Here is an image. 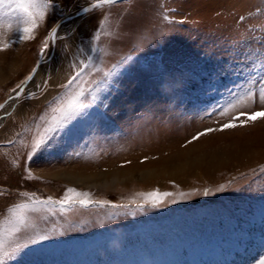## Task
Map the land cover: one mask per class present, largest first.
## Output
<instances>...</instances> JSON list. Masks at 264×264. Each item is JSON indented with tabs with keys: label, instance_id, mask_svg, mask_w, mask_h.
<instances>
[{
	"label": "rangeland",
	"instance_id": "rangeland-1",
	"mask_svg": "<svg viewBox=\"0 0 264 264\" xmlns=\"http://www.w3.org/2000/svg\"><path fill=\"white\" fill-rule=\"evenodd\" d=\"M99 1L52 0L31 40L0 4V105L49 58L0 110V136L38 116L10 146L0 138L6 264H260L264 118L240 113L264 111V0ZM81 88L84 107L34 151ZM229 122L238 126L221 130ZM68 189L99 203L9 211L75 196Z\"/></svg>",
	"mask_w": 264,
	"mask_h": 264
},
{
	"label": "snow or ice",
	"instance_id": "snow-or-ice-1",
	"mask_svg": "<svg viewBox=\"0 0 264 264\" xmlns=\"http://www.w3.org/2000/svg\"><path fill=\"white\" fill-rule=\"evenodd\" d=\"M102 3L104 4H111L114 2V0H101ZM4 0H0V4H3ZM14 5V7H13ZM53 6L52 0H9V7L12 13L16 14L17 16H22V24L23 27L19 28L17 30L21 31L23 35L20 37L22 40H31L34 37L32 36V32L36 27H38L36 23L37 19V14L40 16L41 19L44 18L46 15V12L49 8ZM88 11V10H85ZM7 15V13H2L0 12V17ZM56 33L57 29L53 28L51 35L52 38H56ZM48 47V44L45 43L44 48L46 49ZM43 55V50L41 52ZM89 65H84L80 71H78L75 76L72 77L71 80H69L68 85L70 86L77 78L82 76L84 74V71L86 68H88ZM31 78V77H29ZM85 93L83 91V88L80 89L77 93H75L67 102L65 106L59 109L60 115L58 117H54V123L52 127H49L47 129L48 135L44 138V140L38 142L34 146V151L36 150H42L44 146L47 145L48 140L52 138V134L55 133L56 131H59L60 129L64 128L77 114L78 110L84 107V104L82 102V98L84 97ZM255 95L253 90L249 88L247 92L239 97V100H244L247 98H251ZM259 98L261 101H264V85H261L259 87ZM236 104H232L231 107H235ZM240 116H246L247 120L250 121H255L259 118H264V111H259V112H254V113H245L241 112ZM236 120L239 119V116L235 118ZM237 123L235 122H229L227 124H224L222 126L221 130L228 129V128H235L237 127ZM215 129H207V132L214 131ZM205 133H201L200 135H204ZM199 137H194V139H198ZM31 158V157H30ZM69 193H75V196L69 195L66 196L63 200L61 201H53L51 198H49L47 201H36L35 205H33L31 208H29L28 205L22 204V205H17L15 208L9 209V211L12 214H16L20 210H27L29 212H36L39 211V205H45V204H56L59 206V208L62 211H66L70 207H74L75 205H79L80 207H90L94 203H99V202H94L88 199V194L87 193H79L75 189H68ZM208 193L206 192L205 195ZM171 195L170 193H163L159 194V196L162 197H168ZM76 197H84L82 199H76ZM155 197H158L157 193H151L148 194L147 199H153ZM153 206H157L155 203ZM27 215H21L18 217L17 223L18 227L15 229V232H20L23 227L27 226ZM48 237L41 235L38 237V240H47ZM37 239H33L32 243H37ZM21 250L20 247H17L13 249L11 252L7 253V256L11 258L12 256H15L17 252ZM0 264H6L5 261V253H4V245L2 240H0ZM260 264H264V261H261Z\"/></svg>",
	"mask_w": 264,
	"mask_h": 264
},
{
	"label": "crops",
	"instance_id": "crops-1",
	"mask_svg": "<svg viewBox=\"0 0 264 264\" xmlns=\"http://www.w3.org/2000/svg\"><path fill=\"white\" fill-rule=\"evenodd\" d=\"M23 107L24 106H22V107H18L17 108V110L15 109V113L14 114H17V116H19L18 114H19V109H20V111H22V109H23ZM18 112V113H17ZM37 112V111H36ZM21 113V112H20ZM14 114H12V116L14 115ZM34 114V113H33ZM38 116H33L32 118H34L33 120H31L32 118H31V113L30 114H28L27 116H25V117H23V120H22V117H20L19 118V121H18V124H17V126L16 125H13L12 127H11V129H9V130H6L5 131V133L3 134V135H1L0 136V138L1 139H4L5 141H7V139H9V137H10V139L14 136V137H18V139L20 138V137H22V135H23V133H24V128L26 127V128H28V127H34L33 125H31L32 124V122L33 121H35V124H36V118H37ZM18 125L20 126H23V127H18ZM23 128V129H22ZM34 129V128H33ZM11 144V143H10ZM10 144H9V142L7 141L6 142V145H9L10 146Z\"/></svg>",
	"mask_w": 264,
	"mask_h": 264
},
{
	"label": "water",
	"instance_id": "water-1",
	"mask_svg": "<svg viewBox=\"0 0 264 264\" xmlns=\"http://www.w3.org/2000/svg\"><path fill=\"white\" fill-rule=\"evenodd\" d=\"M100 2H101V1L97 2L96 4H99ZM92 6H93V5H90V6L86 7V8H84L83 10L80 11L79 14H83V13H85V12H86L85 10H88V9H89L90 7H92ZM69 18H70V17H64V18H62V19L58 22V24H57V26H56V29H58V28L60 27V25L63 24V23H64L67 19H69ZM48 59H49V58L44 59V60H42V61H40V62L38 63L37 67L34 69L33 73H32L31 76H30L31 78H28V79L22 84V86L19 88V90H18L14 95H12V96L6 101V103L10 102L11 99H13V98H19V96L21 95V92L24 90V88L28 85V83H29V82L32 80V78L35 76V74L37 73L39 67H40L44 62H46ZM6 103H5V104H6ZM5 104L0 105V110L3 109V107L5 106Z\"/></svg>",
	"mask_w": 264,
	"mask_h": 264
},
{
	"label": "bare ground",
	"instance_id": "bare-ground-1",
	"mask_svg": "<svg viewBox=\"0 0 264 264\" xmlns=\"http://www.w3.org/2000/svg\"><path fill=\"white\" fill-rule=\"evenodd\" d=\"M14 95V94H13ZM18 100V98H13V99H11V103L12 104H14V103H16V101ZM9 102V103H10ZM173 154V153H172ZM139 168V167H138ZM126 171V173H134V169H126L125 170ZM66 176H69V177H72L74 174L73 173H71V172H67V174H65ZM77 176V175H76ZM81 176V175H80ZM115 177V176H114ZM80 178V177H79ZM76 179V178H75Z\"/></svg>",
	"mask_w": 264,
	"mask_h": 264
}]
</instances>
